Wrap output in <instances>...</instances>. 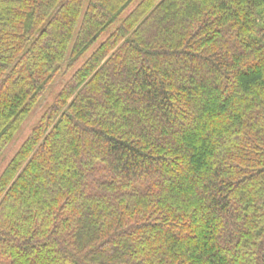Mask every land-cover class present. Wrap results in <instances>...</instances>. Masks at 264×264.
<instances>
[{"label":"trees","instance_id":"1","mask_svg":"<svg viewBox=\"0 0 264 264\" xmlns=\"http://www.w3.org/2000/svg\"><path fill=\"white\" fill-rule=\"evenodd\" d=\"M135 0H0V157ZM0 264H264V0H141L0 175Z\"/></svg>","mask_w":264,"mask_h":264},{"label":"rangeland","instance_id":"2","mask_svg":"<svg viewBox=\"0 0 264 264\" xmlns=\"http://www.w3.org/2000/svg\"><path fill=\"white\" fill-rule=\"evenodd\" d=\"M141 0H135L129 8L123 13L121 18L112 25V27L106 32L100 40L95 44V46L75 65L69 66L71 63L67 61L65 65H63L49 87L48 91L36 106L32 114L26 120V122L22 125L20 131L16 134L12 142L9 144L7 149L4 151L3 155L0 157V175L3 173L5 168L8 166L10 161L13 159L15 154L19 151L23 143L31 134L32 130L39 122L41 117L44 115L49 106L54 102L56 96L61 91L65 83L72 77L75 71L85 62V60L93 53V51L103 42L107 36L118 26L119 22L126 17L140 2Z\"/></svg>","mask_w":264,"mask_h":264}]
</instances>
